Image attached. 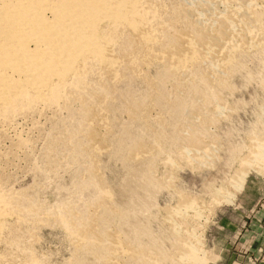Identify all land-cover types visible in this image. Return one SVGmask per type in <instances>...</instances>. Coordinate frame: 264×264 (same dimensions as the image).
Masks as SVG:
<instances>
[{
    "label": "bare ground",
    "instance_id": "6f19581e",
    "mask_svg": "<svg viewBox=\"0 0 264 264\" xmlns=\"http://www.w3.org/2000/svg\"><path fill=\"white\" fill-rule=\"evenodd\" d=\"M250 65L253 73L243 74ZM262 72L264 0H0V264H50L32 249L45 227L63 234L68 264H123L129 257L148 264L147 247L155 243L147 239V209L164 182L158 165L170 179L179 166L211 157L197 152L209 123L227 111L229 81ZM262 126L228 178L234 192L246 169L264 162ZM32 134L43 139L38 157ZM105 157L119 176L109 165L112 179L104 177ZM21 160L32 178L26 189L13 186ZM61 175L69 185L51 182ZM44 187L55 202L41 199ZM182 193L168 195L176 211H158L165 213L159 227L184 262L195 245L192 233L181 232L192 206ZM213 195L214 204L233 196Z\"/></svg>",
    "mask_w": 264,
    "mask_h": 264
},
{
    "label": "rangeland",
    "instance_id": "374dc122",
    "mask_svg": "<svg viewBox=\"0 0 264 264\" xmlns=\"http://www.w3.org/2000/svg\"><path fill=\"white\" fill-rule=\"evenodd\" d=\"M247 70H250L249 72L253 73L254 68L250 65L249 67L246 68V71L243 72V74L249 73ZM262 73H261L262 74L261 76H257V77L252 78V79H256V81H255L256 83L252 79L246 80V78L244 76L242 78L238 76V79L235 77L236 80L234 78L231 79V81H233L232 82L233 84L231 83V81H229L230 84H232L231 86L229 84V90H230V87L231 88L233 87V88L230 91H228V93L231 96H229L227 94H225V96H224L225 100L227 102V104L225 105L227 107V111L222 115V117H221L222 119H219L218 122H216V123L210 122L209 123L211 125L208 127V131H207L209 134V137H207L208 139L207 138L204 139V143H203L204 146L202 148L199 147L201 149H199L200 151L197 152L198 154L201 153L203 155L212 154L211 157H209L208 159L203 160V161L191 162L189 164H186L185 166H183V165L179 166V168L174 169V173L170 179H167L170 177V174L166 175L164 173V166H163L164 164L158 165L157 174H158V176L160 174L159 177L164 178L163 186L161 187L162 189L160 188V191H159L160 194H162V195L159 194L156 196L157 197V198H155V205L156 206L154 205L155 207L153 206L151 208L152 211L150 209H147L148 210L147 214H150V216L151 215L154 216V213H155L154 217L151 216L153 219L151 217L146 218L149 220L144 219L145 222L147 221V223L151 222V223H148V225H147V227L149 228V230L147 228V232H148L147 239L149 237H151L149 239L151 241L153 240L152 244L155 243L154 245L147 247V249L151 253V255L149 257L150 258L152 257V259H148V261H149L148 264H151V263L152 264H158V261H160L159 264H162V263L163 264H195L194 261H196V260L197 261L199 260L200 262H202L201 264H211V263L218 262V261L226 262L228 258H230V257L232 258V256H237L241 253L242 248L238 244V240L235 238L236 234L238 235L237 230L240 229V227H238V226L243 225V222H244V217L242 216V212L240 210L241 206H240V198L239 197L242 194L245 185L249 181H254V180L257 181L261 177L264 178V162L260 161L259 164L254 165L253 167H248L246 169V173L248 175L246 174L247 177L245 179V184L243 185L242 189L239 192L233 191L230 183L228 182V178L242 168V164L238 161L239 157L241 155H245V154L249 153V150H247V149L251 148L250 147L251 146L250 145L251 140L253 139V137L257 133V131H259L260 129L263 128L262 125H263L264 119L262 118V116L260 117L259 114H260V110L262 108H264V105L262 106V104L260 103L261 100L258 98L259 92L261 90V86L264 87V84H263L264 81H261V79L264 80V72H262ZM239 78H240V80H239ZM243 79L245 82L244 84H242ZM249 80H251V81H249ZM247 81H248V83H247ZM250 82H252L251 85L249 84ZM246 83L248 84L247 85L248 87L246 86ZM259 83L260 84L262 83L263 85L261 84V86H259L260 85ZM242 85H245V86H242ZM233 89H234V91H233ZM243 90H245V91H243ZM233 92H235V93H233ZM227 97L229 99H227ZM249 111L251 112V114ZM256 111H258L259 113ZM254 114H256V115L253 116ZM243 115H245V116H243ZM236 117H237V119H236ZM262 119H263V121H262ZM41 122H42L41 125L43 127H45L44 128L45 130H47L49 125L47 126L46 123H43L45 121H41ZM206 122H208V121H206ZM259 122H260V124H259ZM254 125H256V127ZM27 129H28V126L24 129V133H26ZM253 131L254 132L256 131V132L254 133ZM251 133H253L254 135ZM34 134H32L31 136L29 135V137H32ZM34 138L36 139V143L38 144L39 148H36L34 150L37 153L36 152L34 153V151H33V155H34V157H38L37 156V155H39L38 150L40 149V146L43 144V139L39 138L37 140V135L36 136L34 135ZM239 143H241V144L239 145ZM247 143H249V144H247ZM189 145H190V143H189ZM214 147H215V149H214ZM241 147H243V148H241ZM237 148H240L241 150L237 149ZM190 150L193 151L191 146H190ZM193 152H195V150ZM197 153H193V154L196 155ZM215 153H217V155ZM236 153H238V154L241 153V154L236 156ZM234 156H236V157L234 158ZM105 159L106 160H104V158H103V160H102L103 164L105 161L104 166L101 163L102 167H103V171H105L104 177H106V178L108 177V179H112V177L114 178L116 176H119V174H117V173L113 174V171H112V170H114V172H116V171L118 172L119 171L117 169L118 166L115 168L113 162H112L113 164L109 163V165H111V166H109L108 163L106 164V161H107L106 157H105ZM210 159H213V160H210ZM22 162H23V164H22ZM107 162H109V161H107ZM230 163H232V164H230ZM105 166H106V168H105ZM108 166H109L108 169L112 168V170L110 169V171L112 172L113 176L110 175L111 172L107 169ZM20 167L22 168V171H19L18 176H17L18 178L20 176V178L19 179L16 178V181H15L13 186L15 188L18 187V189L29 188L32 185V183H31L32 178L29 175V173H27L26 171L29 170L30 168L27 166V164L26 165L24 164L23 160L20 161ZM104 168L106 170H108L110 173L109 172L107 173V171ZM59 169L64 171L63 167L59 168ZM59 169H57V170H59ZM61 170L58 171L59 175L63 174V173H61ZM162 174H163V176H162ZM63 175H61V176L63 177ZM107 175H110V177ZM64 177L68 181L70 180V177L67 178V174H66V176L64 175ZM64 177H63V179L57 178L56 182H54L55 179L53 181L51 179V182L56 184V183H60V181H61L65 185H67V184L69 185L70 181L66 183L64 181V180H66ZM166 180L167 181L170 180V181L166 182ZM17 183H18V185H16ZM30 183H31V185H30ZM46 187H48V186H46ZM46 187H44L45 189H42L43 192L41 194V199H43L44 201L46 200L45 202L49 203V204L55 202L54 200L56 198L54 195L51 194V188L47 189ZM185 188H186V190H185ZM46 189L50 190V191H47ZM44 190H46V192H47V193L45 192V195H44ZM166 191H168V192H166ZM216 191H220V192L228 191V194H231L233 196H231L227 202L221 201L218 204H214L215 201H214V195L213 194ZM258 191H259V187L257 186V189L254 190L251 195L250 194L248 195L247 200L249 202L254 201L257 198ZM181 192L184 193V194L182 193L183 197H185V199L188 201V203H190V205H192L191 206L192 208L191 207L186 208L188 213L185 210V206L189 205V204H186L185 206L184 205L180 206V208H179V209L183 208L186 212L185 214L187 215V217H186L187 222L185 223V225L182 224L181 227L184 226L183 227L184 230L182 228L181 232L185 231V232L192 233L193 236H192V238H189V240L191 242H193L195 245L194 256L192 258L189 257L187 260H184V262L181 259L179 260V257H177L178 256V254H177L178 250L172 244L171 239H169V238H171V236L170 235L168 236V234H169L168 230L162 228L164 230V232H163V230H161V228L159 227L160 226L159 225L160 224L159 218H162L165 213L158 211V209H162L165 206L169 207L170 209H175V211H176L179 207V206H177L178 202H176L174 197L172 198L173 199L172 200L170 198V196H168V195H175L176 196L177 193H181ZM193 203H194V208H196V209L193 208ZM198 205H200V206H198ZM197 208L200 211H198ZM147 210H145V212ZM177 213H179V212L177 211ZM175 214H176V212H175ZM193 214L195 215V217ZM170 215H172V217H174L173 212L170 213ZM152 220H153V222H152ZM149 224H150V226H149ZM154 225L155 226L157 225V226L154 227ZM53 229H51V228L49 229V227L48 228L45 227V228L41 229V232L39 230L38 235H39V238L41 237V239L39 240L40 242H38V243H36V245H34L35 248L32 246V249H34L33 253L35 251L37 253V254L35 253V255H37V258L39 255V259L43 257L42 259H47L45 261L48 262V260H49L50 264H54V263L55 264H62L63 262H64L63 264H68V261H69L68 256L70 253V248H68L69 246H68L66 240H64V238H62L63 234L60 232V230L57 228H53ZM152 230H153V232H152ZM150 234L151 235L153 234L152 236L155 237V239ZM159 234L161 235L162 238L160 237ZM162 234L165 235L166 237L163 236ZM195 236H196V238H195ZM158 237L161 238L160 241H158L160 239ZM144 238H146V237H144ZM165 239H168L169 242L166 241ZM162 241L163 242L166 241V243L165 242L163 243ZM61 242H63V243H61ZM156 242H157V244H156ZM158 242H159V244H158ZM162 244H164V245H162ZM156 245H159V246H156ZM150 247H151V249L152 248L153 249L150 250ZM156 247H157V249H156ZM41 250H42V252H41ZM165 250H166V252H165ZM151 251H153V252H151ZM50 253H52V254H50ZM153 253H154V256L155 255L157 256L158 254L160 256H157L158 258L156 256L154 257ZM160 253H162V254H160ZM158 259H160V260H158ZM134 260H135V257L134 258L129 257V258L125 259L124 262L126 263V261H127L128 264H133ZM189 261H190V263H189ZM124 262H123V264H124ZM146 264H147V262H146ZM251 264H255V263L252 262Z\"/></svg>",
    "mask_w": 264,
    "mask_h": 264
},
{
    "label": "crops",
    "instance_id": "0c3cea01",
    "mask_svg": "<svg viewBox=\"0 0 264 264\" xmlns=\"http://www.w3.org/2000/svg\"><path fill=\"white\" fill-rule=\"evenodd\" d=\"M257 186V198L249 202L248 195H251ZM239 198L244 222L238 226L240 229L237 230L238 235L236 234L235 238L242 251L239 255L228 258L226 262L211 264H264V178L249 181Z\"/></svg>",
    "mask_w": 264,
    "mask_h": 264
}]
</instances>
